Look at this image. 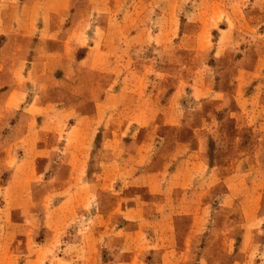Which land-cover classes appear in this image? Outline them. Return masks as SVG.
<instances>
[{"label": "rangeland", "instance_id": "obj_1", "mask_svg": "<svg viewBox=\"0 0 264 264\" xmlns=\"http://www.w3.org/2000/svg\"><path fill=\"white\" fill-rule=\"evenodd\" d=\"M10 1L0 19L19 17L22 0ZM31 21V63L52 75L25 91L48 102V128L66 108L91 112L85 98L122 103H100L76 187L59 185L71 178L56 154L48 170L37 160L30 188L10 181L6 151L27 125L0 110V264H264V0H31ZM91 68L116 70L109 92ZM205 145L211 179L187 196L165 200L151 175L134 180Z\"/></svg>", "mask_w": 264, "mask_h": 264}, {"label": "crops", "instance_id": "obj_2", "mask_svg": "<svg viewBox=\"0 0 264 264\" xmlns=\"http://www.w3.org/2000/svg\"><path fill=\"white\" fill-rule=\"evenodd\" d=\"M5 1L7 0H0V15L6 7ZM9 2L12 1L8 0ZM18 3L21 4L19 6L20 9L17 10L18 7L16 9L19 11V17H3L0 19V54L3 55L0 61V74H2L1 77L7 79V83L4 85L7 88L0 96V110L5 113H16L15 126H27L25 131L21 134L18 133L19 135L14 138V146L6 151L4 164L11 167L10 181L15 183L17 188L26 189L34 185L37 172H40V167L42 168L43 164L46 163V167H43V170L50 169L47 166H53L52 157L56 154L60 156L61 165L56 164L57 167L55 169L61 168L62 170L66 168L71 178L64 179L59 185L76 187L78 183L72 176L73 173L82 174V171H85V158L91 153L89 145H92L93 139H95V130L98 128L99 122H101L102 106L100 103H122L121 101H116L117 95L105 91V88L109 87L114 81L116 70L111 68L107 70L91 68L98 76L105 75L109 77L107 85L102 89L103 93L109 92V94L98 99L89 100L85 98L79 102L93 103V110L91 112H81L73 115L75 110L71 107L59 112L58 116L54 118L57 120L56 123L58 122L57 126L62 125L65 120L66 122L70 119L75 121L74 126L70 127L69 131H59L57 130V126L48 128L47 126H49L52 118L50 116L51 113L47 110L49 107L45 105L48 102L38 99L34 100L31 104V90L27 92L25 91V87L31 88V76L35 77L38 74L39 76L42 74L49 75L51 71L44 69L42 72L40 67L33 65V62L31 63V29L34 28L31 21V0H22ZM89 57L87 56L86 59H89ZM84 58L85 55L78 61L85 63L86 59L84 60ZM34 60L32 58V61ZM61 70L64 72L63 75L70 74L71 71L67 68H62ZM24 92L27 93L23 94ZM28 93V103H15L19 96H24L25 98L23 97L24 99L21 101H25L26 94ZM68 101L72 103L71 99H68ZM36 114L43 117V121L40 124L42 126L38 130H36V126L33 124L38 116ZM40 133L53 135L54 139L59 140V146H37L34 143V139ZM142 153H144V149L140 147L135 160L143 158ZM206 155L207 146L205 145V147L198 150H187L182 155L164 158L163 161L157 164L147 162V168L135 177L134 180H137L141 175H151L153 184L152 187L150 186L149 192L162 196L165 200H170L172 196L177 198L182 194L187 196V194L189 195L188 188H194L197 183H199L198 186L204 187L206 182H209L211 179V176L208 174L209 171L211 173V170L207 167ZM39 158H47V160L42 165L37 166ZM144 185L147 184L145 183ZM259 220L260 222H264V217ZM243 234L249 236L250 233L245 231ZM258 249H260V245L257 247ZM259 264L263 263L259 262Z\"/></svg>", "mask_w": 264, "mask_h": 264}]
</instances>
